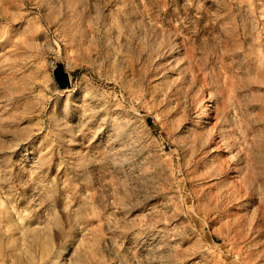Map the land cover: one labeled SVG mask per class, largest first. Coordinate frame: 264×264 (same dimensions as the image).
<instances>
[{
  "label": "rangeland",
  "instance_id": "374dc122",
  "mask_svg": "<svg viewBox=\"0 0 264 264\" xmlns=\"http://www.w3.org/2000/svg\"><path fill=\"white\" fill-rule=\"evenodd\" d=\"M0 264H264V0H0Z\"/></svg>",
  "mask_w": 264,
  "mask_h": 264
},
{
  "label": "water",
  "instance_id": "95a60500",
  "mask_svg": "<svg viewBox=\"0 0 264 264\" xmlns=\"http://www.w3.org/2000/svg\"><path fill=\"white\" fill-rule=\"evenodd\" d=\"M55 78L58 84L63 87H69L71 85L70 76L61 67H58L55 71Z\"/></svg>",
  "mask_w": 264,
  "mask_h": 264
},
{
  "label": "bare ground",
  "instance_id": "6f19581e",
  "mask_svg": "<svg viewBox=\"0 0 264 264\" xmlns=\"http://www.w3.org/2000/svg\"><path fill=\"white\" fill-rule=\"evenodd\" d=\"M64 252H65V250H61V251H60V253H64Z\"/></svg>",
  "mask_w": 264,
  "mask_h": 264
}]
</instances>
